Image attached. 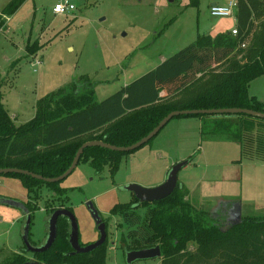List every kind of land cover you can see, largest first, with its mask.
<instances>
[{
  "label": "rangeland",
  "instance_id": "obj_1",
  "mask_svg": "<svg viewBox=\"0 0 264 264\" xmlns=\"http://www.w3.org/2000/svg\"><path fill=\"white\" fill-rule=\"evenodd\" d=\"M10 1L0 0V18L4 20L0 28V84L2 104L16 126L35 117L41 99L82 78L94 82V101L101 102L156 69L163 59L188 47L199 35L215 37L230 31L235 19L213 18L209 13L213 3L227 5L233 0H70L75 9L65 14L53 12L61 0H26L15 14L3 16L2 10ZM257 4L243 42L245 47L241 44L227 61L214 65L213 71H223L230 62L240 60L251 46L264 22V0ZM208 80V76H202L158 105L187 100ZM113 125L66 144L86 142ZM218 126L204 125L200 133L194 117L174 118L150 144L123 156L115 176L107 167L97 173L90 163L80 162L59 183L60 188L68 190L64 196L58 197L45 186L29 195L18 180L0 176V200L10 198L36 208L30 242L37 246L45 242L51 210L58 208L72 209L83 245L95 242L98 233L86 209V203L92 202L106 224V264H126L124 244L132 246V240L126 237L136 227L126 226L110 213L115 205L131 202L133 196L124 188L130 184L160 186L172 167L181 162H189L178 174L181 195L197 211L208 212L223 228L237 221L235 206L240 207L242 218L264 217V167L254 162L258 160L245 158L236 143L224 140L236 136ZM248 132L251 136L258 133L251 129ZM55 148L41 147L38 154ZM258 154H264V150ZM226 200L234 202L230 211V207L223 206ZM244 204L249 206L245 208ZM147 213L148 207L136 210L140 227ZM24 216V210L0 204V264L22 253ZM195 250L196 244L189 243L185 251L193 254ZM25 257L33 260L32 254ZM134 264H163V258Z\"/></svg>",
  "mask_w": 264,
  "mask_h": 264
},
{
  "label": "trees",
  "instance_id": "obj_2",
  "mask_svg": "<svg viewBox=\"0 0 264 264\" xmlns=\"http://www.w3.org/2000/svg\"><path fill=\"white\" fill-rule=\"evenodd\" d=\"M258 1L238 0L236 37L231 33L215 37L199 35L192 44L163 61L156 69L101 102L94 101V82L89 78H82L41 99L37 104L35 117L16 126L2 104L0 84V169L17 168L44 178H57L70 168L78 149L84 143L103 141L116 147L131 146L146 137L174 111L237 108L264 113V104L249 94L250 84L264 76V22L259 25L251 46L240 60L230 62L223 71L212 70L214 65L227 61L243 44ZM25 2L26 0H11L2 10V15L15 14ZM3 23L4 20L0 18V28ZM202 76H208L209 80L195 96L173 104L158 105L159 101L186 89ZM163 92L165 95L160 96ZM129 113L133 114L126 117ZM124 117L126 118L123 119ZM183 117H202L217 121L248 119L264 123V120L243 115L178 118ZM112 124L114 125L102 134L86 142L66 144ZM217 124L225 125L224 131H229L240 139L243 154L253 152V142L246 145L253 141L251 133L237 130L235 124ZM153 140L154 138L146 145ZM61 144L64 145L55 148ZM41 147L55 149L38 154ZM136 151L120 153L91 147L84 150L79 163H90L97 173L107 167L111 176H115L122 157ZM20 157L29 158L8 162V159ZM0 176L18 180L29 195L37 194L43 186L58 197L68 192L60 188L59 183H45L30 176ZM181 190L183 187L178 183L173 194L164 200L140 205L133 197L131 202L112 208V216L120 217L130 228L136 227L126 237L132 240V246L124 244V254L127 251L159 246L163 264H264V217L246 215L240 223L223 228L219 220L208 212L197 211L186 202ZM140 207H148L141 227L136 214ZM26 208L32 218L36 208L29 204H26ZM69 236V220L60 217L57 222V238L48 251L33 254V260L29 261L23 250L7 264H106L105 244L88 254L72 255ZM189 243L196 244L193 254L185 251Z\"/></svg>",
  "mask_w": 264,
  "mask_h": 264
},
{
  "label": "water",
  "instance_id": "obj_3",
  "mask_svg": "<svg viewBox=\"0 0 264 264\" xmlns=\"http://www.w3.org/2000/svg\"><path fill=\"white\" fill-rule=\"evenodd\" d=\"M169 2H173V0H168ZM221 116V115H243L253 119L264 120V113L256 112L248 109H218V110H184V111H174L168 114L146 137L141 139L139 142L128 146V147H116L109 144H106L103 141H90L84 143L77 151L75 158L70 166V168L61 176L57 178H44L40 175H36L30 173L25 170H20L17 168H4L0 169V175L4 174H20L25 176H30L36 180L43 181L45 183H60L66 180L76 169L79 164L80 158L85 149L91 147H100L114 152L120 153H129L136 150H139L141 147L145 146L149 141L155 138L166 126L167 124L173 120L174 118H178L180 116ZM189 164L188 161L181 162L175 164L170 172L168 173L166 181L155 188H144L137 184H130L127 185L124 190L133 194L135 199L138 200V203H155L161 200H164L171 196L173 192L176 190L178 186V174L179 172ZM0 204H3L8 207L18 208L24 210V214L26 217V223L23 229V243L26 248V252L28 253H44L48 251L52 245L54 244L57 238V222L60 217H65L69 220L70 223V236H69V243L73 250L72 255L75 254H88L106 242L107 233H106V225L102 222L98 211L94 207L92 202H87L86 207L90 211V215L94 224L97 226V231L99 233V239L91 244L82 246L80 243V231L76 217L74 216L73 212L68 209H58L53 212L49 221H48V236L46 242L40 247H34L30 244V225H31V216L29 214L28 209L25 205L20 204L12 199H2L0 200ZM235 212L237 213V221L232 225H236L242 221V215L240 207L234 208ZM231 225V226H232ZM161 258V249L159 246H155L152 248H146L141 250H132L127 251L125 253V260L126 264H134L138 261H151ZM24 264H34L33 262H26Z\"/></svg>",
  "mask_w": 264,
  "mask_h": 264
},
{
  "label": "crops",
  "instance_id": "obj_4",
  "mask_svg": "<svg viewBox=\"0 0 264 264\" xmlns=\"http://www.w3.org/2000/svg\"><path fill=\"white\" fill-rule=\"evenodd\" d=\"M214 5H216V6H225V5H217L216 3H213L210 6V8L212 6H214ZM210 8H209V13H210ZM234 30H237V19H236V15H235V19H234V26L230 29V31L227 29L226 31H224L222 33H219V34L231 33ZM219 34H216L215 36H217ZM208 35L211 36V37H214L211 34H208ZM163 61H165V60L163 59ZM249 94H250L251 97H255L261 103L264 104V76L261 77V78H259V79H257V80H255V81H253L250 84ZM194 118L197 119V123L199 124V132L200 133H203L202 128H203L204 125H206V127H209V126H213L214 127V125H216L217 123H224V122L225 123H230V124H235L236 127H237L236 129L237 130L241 129L242 132L243 131L244 132H248L249 129L257 131L258 133L256 135H253V137H252V140L254 141L252 145L253 146H256V148H255V150L253 149V152L250 153V154H243V152H242V143H240L241 141L238 140L239 138L236 135H234V136H236L235 137L236 139H231V140L230 139H224V140H227V142L236 143V145L239 146L241 153L243 155H245V158H248V159H250L252 161L253 160H258V161H254V162L257 165H261V166L264 167V154H262V155H259L258 154V153H260L261 150H264V123L256 122V121L248 120V119L236 120V119L233 118V119H229V120H218L217 121L215 119H208V118H202V117H198V118L194 117ZM182 124H179L177 127L181 128L180 125H182ZM218 125H220V124H217V126ZM223 126H225V125H222L221 124L218 127L222 128L224 130L225 128H223ZM225 132L231 133L229 131H225ZM221 135H223V134H221ZM206 140H208V139H206ZM234 162H236V161H234ZM239 163H241V162H239ZM226 198H232V197H226ZM254 204H256V203H254ZM225 205H223V206L224 207H230L229 209L231 210L232 207H233V205H234V202L226 200ZM244 205L246 206L245 208H247L249 206V205L247 206V204H244Z\"/></svg>",
  "mask_w": 264,
  "mask_h": 264
},
{
  "label": "built area",
  "instance_id": "obj_5",
  "mask_svg": "<svg viewBox=\"0 0 264 264\" xmlns=\"http://www.w3.org/2000/svg\"><path fill=\"white\" fill-rule=\"evenodd\" d=\"M237 3L238 0H233L229 2V4L225 6H212L210 8V15L213 18L219 19H229L236 15L237 12ZM75 7L70 3V0H61L59 4H56L53 12L55 14H65L69 11H73ZM232 36H237V30L231 32ZM242 47L244 48L245 45L243 44Z\"/></svg>",
  "mask_w": 264,
  "mask_h": 264
},
{
  "label": "flooded vegetation",
  "instance_id": "obj_6",
  "mask_svg": "<svg viewBox=\"0 0 264 264\" xmlns=\"http://www.w3.org/2000/svg\"><path fill=\"white\" fill-rule=\"evenodd\" d=\"M130 194H131V193H130ZM131 195L134 197L133 194H131ZM6 199H10V198H6ZM12 200H13V199H12ZM1 205H3V204H1ZM24 205L26 206V203H25ZM58 209H68V210H70L69 208H58ZM58 209H55V210H58ZM86 209H87V207H86ZM55 210H54V211H55ZM54 211H53V212H54ZM70 211L73 212L72 210H70ZM87 211H88L89 214H90L89 209H87ZM229 211H230V209H229ZM53 212H52V214H53ZM52 214H51V215H52ZM51 215H49L48 220H47V230H46V238H45V242H46V239H47V236H48V221H49ZM90 216H91V215H90ZM101 220H102V222H104V220H103L102 218H101ZM93 222H94V221H93ZM104 223H105V222H104ZM105 225H106V224H105ZM95 228H96V231H97V226H96V225H95ZM97 233H98V231H97ZM99 237H100V236H99V233H98V239H99ZM29 239H30V235H29ZM98 239H97V240H98ZM30 240H31V239H30ZM97 240H96V241H97ZM96 241H95V242H96ZM45 242H44V243H45ZM44 243H43V244H44ZM80 243H81V241H80ZM92 243H94V242H92ZM105 243H106V242H105ZM105 243H104V244H105ZM30 244H31V245L33 244L32 246L35 245L34 243H31V242H30ZM43 244H42V245H43ZM89 244H91V243H89ZM42 245H40V246H42ZM81 245H82V246H85V245H83L82 243H81ZM23 246H24V245H23ZM40 246H37V245H36V246H34V247H40ZM102 246H103V245H102ZM22 250H25V251H26L25 246L23 247ZM26 254H28V252H26ZM29 254H32V256H33V253H29Z\"/></svg>",
  "mask_w": 264,
  "mask_h": 264
}]
</instances>
